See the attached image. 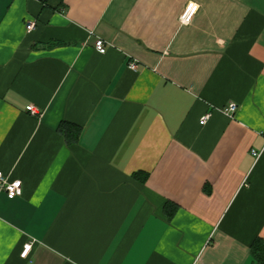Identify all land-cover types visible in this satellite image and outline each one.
I'll list each match as a JSON object with an SVG mask.
<instances>
[{
  "label": "crops",
  "instance_id": "1",
  "mask_svg": "<svg viewBox=\"0 0 264 264\" xmlns=\"http://www.w3.org/2000/svg\"><path fill=\"white\" fill-rule=\"evenodd\" d=\"M0 170V264H258L264 0H0Z\"/></svg>",
  "mask_w": 264,
  "mask_h": 264
},
{
  "label": "built area",
  "instance_id": "2",
  "mask_svg": "<svg viewBox=\"0 0 264 264\" xmlns=\"http://www.w3.org/2000/svg\"><path fill=\"white\" fill-rule=\"evenodd\" d=\"M198 10V6L194 3H190L186 6L185 10L183 11L182 15L180 16V22L183 25H189L193 18L195 17L196 13ZM35 27V23L34 22H29L28 23V30H33ZM95 48L96 50L101 53V54H105L107 51V47H106V43L105 41H103L102 39H97L95 41ZM136 63L135 62H131L129 64V67L133 70H136ZM27 110L33 115H37L38 112L36 111L35 107L30 105L27 107ZM237 111V105L232 103L231 105H229L227 108L223 109V112L226 115H229L230 117H232L235 112ZM211 114L208 113L206 115H204L201 119H200V124L201 125H205L208 120L210 119ZM255 155H257L255 153ZM0 189H3L6 191L7 196L10 199H13L17 196H21L22 195V182L21 181H9L8 177H6L4 175V173L0 170ZM32 249V244L28 243L24 246V250L21 254L22 258H27L30 251Z\"/></svg>",
  "mask_w": 264,
  "mask_h": 264
},
{
  "label": "trees",
  "instance_id": "3",
  "mask_svg": "<svg viewBox=\"0 0 264 264\" xmlns=\"http://www.w3.org/2000/svg\"><path fill=\"white\" fill-rule=\"evenodd\" d=\"M60 132L64 135L65 140L68 144L76 143L80 135L81 129L77 126L63 123L60 126ZM168 209V208H167ZM169 212V216L172 217V212ZM251 254L258 264H264V240L257 239L251 246Z\"/></svg>",
  "mask_w": 264,
  "mask_h": 264
}]
</instances>
